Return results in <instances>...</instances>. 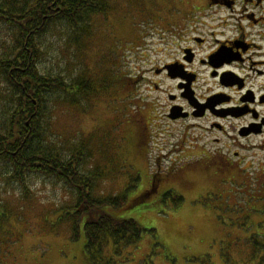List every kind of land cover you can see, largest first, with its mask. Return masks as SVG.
Returning a JSON list of instances; mask_svg holds the SVG:
<instances>
[{"label": "rangeland", "instance_id": "rangeland-1", "mask_svg": "<svg viewBox=\"0 0 264 264\" xmlns=\"http://www.w3.org/2000/svg\"><path fill=\"white\" fill-rule=\"evenodd\" d=\"M107 1L110 10L95 17L92 35L80 47L65 25L49 31L40 68L72 81L82 68L110 57V68L115 61L113 70L136 78V87H115L106 96L81 97L78 104L64 93L40 124L56 151L87 154L82 171L105 172L97 194L128 189L131 204L152 189L145 202L108 210L136 219L144 228L141 239L121 246L109 239L102 254L87 255L83 225L74 239L71 223L61 218V206L75 202L74 189L36 173L25 186L0 161V264H258L264 253V173L258 161L251 164L253 152L241 149L246 161L239 166L232 138L219 135L217 143L215 134L168 118L171 85L153 72L170 60L191 2L207 0ZM11 36V26L0 23V52ZM1 83L0 116L7 88ZM216 149L231 154L236 165L208 163ZM170 190L184 196L178 206L165 198Z\"/></svg>", "mask_w": 264, "mask_h": 264}, {"label": "trees", "instance_id": "trees-1", "mask_svg": "<svg viewBox=\"0 0 264 264\" xmlns=\"http://www.w3.org/2000/svg\"><path fill=\"white\" fill-rule=\"evenodd\" d=\"M109 8L107 0H0V23L14 30L11 43L4 45L0 52L1 85L7 87L1 95L4 104L0 116V161L7 162L13 176L25 186L27 177L36 173L54 177L74 189L75 202L61 206L66 209L61 218L71 223L74 239L80 237L83 225L85 252L91 257L102 254L109 239L116 246L141 239L144 228L136 219L118 218L108 210L145 202L152 189L131 204L128 189L119 194H97L105 172L101 168L82 171L87 154L64 156L56 151L40 123L52 112L55 98L64 93L68 94L71 104H78L81 97L90 100L106 96L103 94L115 87L135 88L136 78L120 74L121 68L118 72L113 70L118 67L115 61L110 68V57H107L82 68L68 81L63 74L41 70V45L49 31L65 25L75 31V42L80 47L82 38L92 35L95 17L107 15ZM98 62L104 63L100 69ZM168 197L173 198L175 206L184 200V196L173 190L165 193V198ZM3 214L0 211V218ZM262 248L264 252V245ZM258 264H264V253Z\"/></svg>", "mask_w": 264, "mask_h": 264}, {"label": "flooded vegetation", "instance_id": "flooded-vegetation-1", "mask_svg": "<svg viewBox=\"0 0 264 264\" xmlns=\"http://www.w3.org/2000/svg\"><path fill=\"white\" fill-rule=\"evenodd\" d=\"M188 9V25L175 34L170 60L153 69L171 85L168 118L215 134L217 143L219 135L232 138L239 166L246 161L244 149L264 173V0L194 1ZM154 84L161 89L159 81ZM208 158L236 165L217 149Z\"/></svg>", "mask_w": 264, "mask_h": 264}, {"label": "water", "instance_id": "water-1", "mask_svg": "<svg viewBox=\"0 0 264 264\" xmlns=\"http://www.w3.org/2000/svg\"><path fill=\"white\" fill-rule=\"evenodd\" d=\"M180 116V114H178V115H174V116H172L173 118H177V117H179Z\"/></svg>", "mask_w": 264, "mask_h": 264}]
</instances>
